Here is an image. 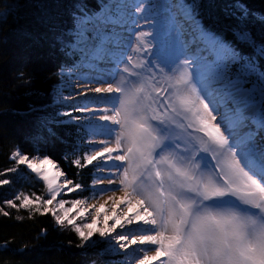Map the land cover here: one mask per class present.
Masks as SVG:
<instances>
[{
	"label": "snow or ice",
	"instance_id": "1",
	"mask_svg": "<svg viewBox=\"0 0 264 264\" xmlns=\"http://www.w3.org/2000/svg\"><path fill=\"white\" fill-rule=\"evenodd\" d=\"M36 7L52 45L72 60L61 73L108 66L106 77L81 73L73 93L53 103L62 108L90 95L99 102L43 117L36 134L55 137L53 126L75 124L86 147L72 163L97 161L99 175L87 187L58 183L66 174L50 176L58 168L52 158L17 149L10 157L16 167L6 171L26 165L47 198L18 193L4 204L28 210L29 219L50 214L76 233L80 248L95 246L98 235L120 264H264V39L247 27L256 14L235 0L229 40L205 25L199 0H97L95 8L89 0H53ZM10 15L5 7L0 23ZM19 78L30 82L22 71ZM66 189L90 196L66 208ZM73 209L82 211L70 217ZM89 211L91 222L77 224ZM0 214L10 215L3 207Z\"/></svg>",
	"mask_w": 264,
	"mask_h": 264
},
{
	"label": "trees",
	"instance_id": "2",
	"mask_svg": "<svg viewBox=\"0 0 264 264\" xmlns=\"http://www.w3.org/2000/svg\"><path fill=\"white\" fill-rule=\"evenodd\" d=\"M60 2L71 6L76 0ZM89 2L94 8L97 6V0ZM199 2L205 25L224 31L227 39L234 40L228 28L236 21L228 16V12L235 0ZM41 3L51 4L53 0H0V14L4 13L5 7L12 12L6 23H0V172L5 173L0 179L11 181L9 185L0 186V207L10 213L7 217L0 214V246L7 244V248L0 247V264H118L119 256L104 252L106 244L100 242L98 235L93 237L98 241L95 246L80 248L77 247L80 241L76 233L70 227L56 225L50 214H35L29 219L28 210H17L4 204L5 200H14L18 193L31 195L35 192L47 198L44 187L26 172L23 165L15 173L6 171L16 167L10 157L17 149L30 158L48 155L73 184L90 186L99 175L94 172L97 162L85 168H77L72 163L86 147L77 138L75 124L53 126L55 137L43 133L41 138H36L43 117L71 108L65 104L61 108L53 103L59 98L57 89L64 76L60 69L62 66L67 68L72 60L52 45L50 33L40 23L41 13L36 5ZM243 3L256 14L249 16L247 27L258 41L264 39V24L257 18L264 16V0H243ZM241 47L246 52L251 51L243 45ZM21 71L30 82L19 78ZM88 196L89 192L77 190L63 198L72 200ZM42 230L46 232L42 234Z\"/></svg>",
	"mask_w": 264,
	"mask_h": 264
},
{
	"label": "rangeland",
	"instance_id": "3",
	"mask_svg": "<svg viewBox=\"0 0 264 264\" xmlns=\"http://www.w3.org/2000/svg\"><path fill=\"white\" fill-rule=\"evenodd\" d=\"M153 2H158V3H161L163 4L165 2V0H153ZM169 3L173 2V0H168ZM107 72H108V66H104V69L103 71H100V72H89V70L87 69H81L80 71H78L77 73H75L74 75L72 76H69L67 71L64 72V76L62 77L59 85H58V90H59V94L63 93V95H68L70 93H73V90H74V87L77 83L76 81V77L81 75V73H87V78H92V77H106L107 76ZM76 91H80L82 90L80 87H76L75 88ZM99 102V98L96 97L95 95H90L89 97L85 98V97H79L78 98V101H68V102H65V105H69V106H72V104L74 103H81L83 104L84 102ZM76 114H79L81 115L80 113H76ZM15 152V151H14ZM94 162H97V161H94ZM25 167V170L32 175L33 179L35 181H38L39 183H41V185L44 187L45 189V193L44 195L47 196V190L44 186V183L43 181L39 180L34 173L31 172V170H29L26 165H23ZM50 167V166H48ZM60 170L59 168L57 169H52L51 173H50V176H53L55 175L56 171ZM64 180V176L61 177L57 182L60 183ZM1 186V185H0ZM69 187H71L69 185ZM71 192H68L67 189L65 190V194H62V196L64 195H67V194H70ZM61 197H57V200H59ZM64 199V198H63ZM77 199H81V198H77ZM106 199V197H105ZM67 203L65 204V207L66 208H71V200H67ZM96 201H93L91 199H89L88 203H94ZM103 200H100L99 203H102ZM56 202L54 201V204ZM82 211V209H73V211L70 213V217H75V216H78V212ZM109 215H111V212L108 213ZM91 222V211H89L88 213H85L83 216H79L77 219H76V223L77 224H84V223H89ZM111 223V222H110ZM120 261H121V257L119 256V263L120 264Z\"/></svg>",
	"mask_w": 264,
	"mask_h": 264
},
{
	"label": "bare ground",
	"instance_id": "4",
	"mask_svg": "<svg viewBox=\"0 0 264 264\" xmlns=\"http://www.w3.org/2000/svg\"><path fill=\"white\" fill-rule=\"evenodd\" d=\"M58 90V89H57ZM59 91V90H58ZM32 158V157H31ZM59 168V167H58ZM27 172V171H26ZM28 173V172H27ZM31 175V174H30ZM32 176V175H31ZM66 177L64 176V179H65ZM71 187H72V185H70Z\"/></svg>",
	"mask_w": 264,
	"mask_h": 264
}]
</instances>
